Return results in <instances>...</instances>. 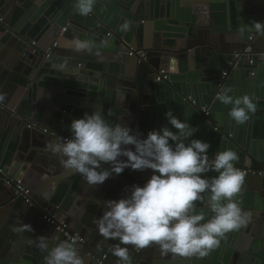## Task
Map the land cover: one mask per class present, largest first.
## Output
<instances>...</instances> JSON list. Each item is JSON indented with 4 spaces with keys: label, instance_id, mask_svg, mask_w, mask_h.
<instances>
[{
    "label": "water",
    "instance_id": "obj_1",
    "mask_svg": "<svg viewBox=\"0 0 264 264\" xmlns=\"http://www.w3.org/2000/svg\"><path fill=\"white\" fill-rule=\"evenodd\" d=\"M240 1L252 6L257 2L259 17L261 21L264 19V0ZM24 2L0 0V138H7L12 147L18 145V151L10 149L14 156L10 151L7 156V164L18 163V171L9 177L15 180L21 177L25 181L23 184L31 191L32 205L15 196L14 189L0 176V264H97L86 255L88 249L108 250V264H215L216 251L222 247L228 250L223 264H245L243 254L238 255L241 250L234 249V238L246 233L264 246V179L234 178L224 173L227 177H223L222 183L220 179L216 183L219 188L216 185L213 190L210 185L206 191H195L189 183L199 176L222 172H176L164 167L159 175L156 170L146 171L121 157L132 156L150 168L156 165L154 145L151 142L150 146L145 138L151 111L154 110L157 118L164 97V85L155 81L156 73L165 68L172 74L178 63L195 62L197 68L203 65V76L211 84L205 87L219 131L211 135L209 130L216 128L214 122L201 115L190 117L185 132L188 142L182 141L181 151L195 159L227 161L230 158L225 155L231 154L233 159L243 156L248 166L257 163L264 147L251 150L246 142L228 137L227 132L233 131L231 124L227 118L218 120L215 103L224 92L219 98L214 96L224 71H230L224 91H227V82L237 79L240 73H245L251 82L260 83L262 77L257 79L253 68L264 63V29L256 31L259 35L254 43L248 41L250 35L235 31L227 39L231 45L221 46L222 15L217 16L212 5L200 6L207 3L205 0L191 2L194 5L188 13L180 12L177 2L168 0H109L105 5L98 0H60L63 9L72 4L70 8L75 10L69 19L83 20L78 38L84 48L119 56L100 55L86 61L85 57L72 56L64 50L77 52L83 47H67L57 41L46 58L45 52L54 42L45 47L38 44L41 41L31 44L35 34L30 32L29 25L34 22L31 15L35 9H23ZM215 4L218 7L219 0ZM97 8H101L103 16ZM122 17L129 19L127 36H120L117 32L120 26H115ZM84 18L90 19L93 26L86 25ZM25 21L27 25L23 27ZM64 26L59 25L57 29L64 32ZM170 26H174L172 34ZM108 33L112 37H107ZM129 47L145 51V59L130 57ZM246 48H249L247 53ZM86 63L99 74L92 76L95 79L92 85L98 86L93 89L99 92L93 96L98 98L96 102L114 109L118 106L114 98L120 95L121 101L128 104L125 112L114 115L115 130L111 133L107 127L92 128L89 122L78 119L71 108L76 102L68 97L60 98L59 91L47 87L56 82L51 70L59 71L64 78L83 80L73 73L84 74L77 69L86 68ZM173 90L181 97L182 105L192 106L190 100L195 101V111L200 112L196 96L185 93L182 88ZM118 116L122 123L116 120ZM228 116L231 120L232 112ZM29 123L48 129L56 137L28 130ZM67 134L73 138L69 145L60 139ZM227 146L232 151L225 150ZM84 147L94 153L101 152L103 157L78 154ZM166 149L161 147L159 155ZM110 155L116 158L109 160ZM162 157L170 159L166 154ZM224 191L226 194L221 196L218 206L216 196ZM184 192L189 195L188 201L180 199L181 203L175 204ZM247 201L249 206L244 207ZM45 209L64 220L87 245L80 247L66 242L62 234L42 220ZM195 213L204 214L201 227L181 232L179 228L188 227L185 223ZM178 247L184 253L174 252V257L180 254L186 259L179 263L166 262L173 248Z\"/></svg>",
    "mask_w": 264,
    "mask_h": 264
},
{
    "label": "crops",
    "instance_id": "obj_2",
    "mask_svg": "<svg viewBox=\"0 0 264 264\" xmlns=\"http://www.w3.org/2000/svg\"><path fill=\"white\" fill-rule=\"evenodd\" d=\"M57 0H25L24 5H22V8L29 9L34 7L35 11L34 14L31 15L32 24L29 25L30 32H33L35 34V37L33 38L32 42H39L38 44L41 47H45V44H50L49 42L56 43L57 41L62 42L64 46L72 47V45H75L76 47L81 46V48L84 46L83 43L79 40L78 36L80 35V30L83 29L82 21H75L76 19H69L70 15L74 16V9L70 8L72 7V4H70V7H67V9H63L64 5L57 1ZM100 3H103L104 5L109 2V0H98ZM170 3L176 1L178 4V9L180 12L188 13L191 11V6L194 5L195 0H168ZM217 0H205L207 2L206 4L201 3L200 6L204 7L203 5H212L215 9V13H217L221 16V19L224 21V29L221 30L222 37H220L222 40L221 46H228L231 45L230 42L227 41L228 37L233 32L239 31L244 36L255 34V37L252 40V43H254L257 38L258 32H256L255 26L257 23L261 22V17H259V9L258 3L254 2L253 6L250 5L248 2L240 1V0H219V6L216 7ZM240 1V3H239ZM203 2V0H202ZM27 3V4H25ZM188 5L186 6V4ZM112 4V3H111ZM102 5V4H100ZM109 6H104L105 9H107ZM172 7V6H171ZM174 8V7H173ZM101 9V8H100ZM99 8H97V12H99L100 16L104 15V12L101 11ZM122 11V10H121ZM129 16V15H128ZM69 17V18H68ZM85 19V18H84ZM30 19H28L29 21ZM129 19L127 17H122L119 22L115 24V26H120V29L117 31L120 36L125 34L127 36L126 32L129 29ZM264 20V19H263ZM262 20V21H263ZM31 22V21H30ZM68 22L67 25H65ZM85 23L88 26H93V22L90 19H85ZM27 25V22L25 21L23 24V27ZM59 25L64 26L67 28L64 32H61L60 29H57ZM33 27V28H32ZM174 26H170V34L173 33ZM129 39V38H128ZM264 39V38H263ZM36 40V41H35ZM55 40V41H53ZM104 40V38H103ZM35 43V44H37ZM104 45L107 48V42L104 41ZM109 47H111V43L108 44ZM114 46V45H113ZM117 44H115L114 47H116ZM66 47V48H67ZM134 48V47H133ZM67 52L71 53L72 56L78 55L81 57H85V60L91 58V61H93L97 56L105 55L103 57L111 56L116 57L119 56L118 53L114 54H104L96 49H90L87 46L77 52L75 50H71L69 48L64 49ZM94 53V54H91ZM124 53V50H123ZM125 57V55H124ZM61 60V59H60ZM107 66L109 64L105 62ZM183 64H177L176 72L169 74V80L165 82L164 84L160 83L161 85H164L162 87V92L164 93L163 102L161 104L157 113V118L154 110L151 108V115L149 117L148 126H146L145 129V138L146 142L148 141V144L151 146L154 145V152L156 156V161L163 159V154H166L169 160H177L178 157L185 155L186 153H183L181 151V148L179 145H182L186 141V134L185 132L188 129L189 123H190V117L194 116L196 118L197 116H203L202 109L203 108H209L210 101L208 97V89L205 87L208 85V87L211 85L210 83H207L206 76H203V65H199V68H197V64L189 63L185 67ZM59 66V65H58ZM165 69V68H164ZM257 79L259 77H262L260 83L257 82H251L246 78L245 73H240L237 75V79L228 81L227 84V91H224L222 96L215 102L217 105V110L219 111L218 120L222 122L223 119H229V124H231V129L233 131H229L228 137L230 139H235L238 141L246 142L245 144L252 150L255 148H263L264 147V63H259L258 67L253 68ZM78 72H83L84 74H75V76L83 77V80H71L69 78H64L61 74L59 75V71H52L54 73H50L52 75V79H54L56 82L52 83L51 85H47L48 88L56 89L58 92L57 96L70 98L71 101L76 102L74 106H71L72 109H74L75 116L78 119H82L84 121H87L89 126L92 128L98 129L99 127L102 128H109L108 133H111L114 129V121L115 117L114 115L125 112V106H128V104L123 100L121 101L120 95L114 98V102L118 105L115 106V108L108 107L105 103H98L96 100L98 98L93 97L97 93L93 88H97V85H92L95 79L92 78V76H99L98 73H95L94 67L87 66L86 68L81 67L77 69ZM244 72V70H243ZM231 75V74H230ZM51 81H48V83ZM74 82V84H72ZM92 82V83H91ZM170 83V87L169 84ZM174 88H182L185 93H190L196 98H198V105L200 106V112L197 113L195 111L194 106L186 104H181V97L178 96L174 92ZM95 91V92H94ZM71 92V94H69ZM120 92V91H117ZM100 95H98L99 97ZM100 98V97H99ZM210 105V106H209ZM236 110V112L234 111ZM116 110V111H115ZM210 110V116L208 119L216 124V128L219 127V124L216 123V119L214 118V115ZM232 112L231 120L228 116V114ZM120 116V115H119ZM118 116V117H119ZM124 117V116H123ZM119 120L120 123L123 121L119 118L116 119ZM202 120V119H201ZM92 121V122H91ZM228 125V123H227ZM229 127V125H228ZM115 130V129H114ZM215 130V129H214ZM213 129L209 130V133L211 135L217 134L216 130ZM219 131V128H218ZM107 133V132H106ZM56 137V135H55ZM62 138H70L73 142V138L71 135H65ZM184 141V142H182ZM19 142V141H18ZM18 145H14L12 147L11 141L8 142L7 138H0V167L3 170L6 177L10 175H15L18 169L16 167L18 166V163L16 161H13L10 164H7V156L9 154V151L12 153V156H14V153L10 149H14V151H18ZM166 146V150L161 153L162 155H159V150H161V147ZM85 148V147H84ZM227 151H232L231 146H227V148H224ZM195 150V148H194ZM150 151V152H151ZM257 152V151H256ZM197 155V153L195 152ZM227 158V161L233 162L235 165L238 166H248L247 162L243 158V156L235 157L233 159L231 154L225 155ZM190 157V156H189ZM192 158V157H191ZM220 159V158H218ZM226 160V159H221ZM154 161V162H156ZM257 163H253L252 167H257L262 164H264V153L263 156H259V161H256ZM154 165V164H153ZM152 165V168H150L149 164H139L137 167L146 169V171H158V174L161 175L162 173H159L162 171L163 168H158L157 165ZM169 171V170H167ZM171 171V169H170ZM166 172L165 170L163 171ZM198 175V174H196ZM210 175V176H209ZM205 174L204 176H199L196 180L193 181L191 186L195 191H206L208 189V186L212 185L213 190L216 187L217 181L220 179L221 183L223 182V177H227L226 174L223 172L221 174ZM216 175V177H215ZM225 175V176H224ZM220 176V177H219ZM191 176H188L189 178ZM210 177V178H208ZM10 178V177H9ZM185 178V179H187ZM19 179L24 183L23 179L19 177ZM26 184V183H24ZM28 187V186H26ZM188 187V183H187ZM220 186L217 185V188ZM29 188V187H28ZM217 190V189H216ZM220 191V190H219ZM218 193V192H217ZM184 196H180L179 199H176L174 202L175 204H180V199H182L185 203L188 201L189 195L186 196V193L184 192ZM225 191L221 194L218 193L216 196V200H218V203H216L218 206H220V202L222 201V197L224 196ZM222 196V197H221ZM201 197V195H199ZM249 198V196H247ZM191 201V199H190ZM198 201V200H197ZM215 201V200H214ZM255 202H257V199H255ZM199 203V202H197ZM162 204H165L164 202ZM244 207L249 206V201L245 202ZM198 209V208H197ZM212 209L209 211L211 212ZM200 212V211H198ZM208 212V213H209ZM193 214V213H192ZM201 215H204L203 213H195L191 220L187 221L185 223V226H188L186 228H182L179 230L181 232H191L195 231L196 229L201 227L202 218ZM201 218V219H200ZM178 230V231H179ZM78 234V233H77ZM243 235L239 236L236 235L234 238V249L241 250L238 252H241L243 254V258H246L245 264H264V246L261 241H253V239L248 236L246 233H242ZM170 243V241H169ZM173 243V242H171ZM182 247L173 248L171 252V258H167L166 262H176L179 263L181 261H184L186 258L182 257L180 254L184 253ZM103 253H107L109 256L108 250L100 251ZM174 252H180L177 258L174 257ZM228 253V250L225 249V247L217 249L216 251V258H214L215 264H223L222 261H224V254ZM240 253V254H241ZM235 257L237 254H234ZM170 256V255H169ZM238 260V259H237ZM165 261V260H164ZM184 264V262H182ZM208 264V263H207Z\"/></svg>",
    "mask_w": 264,
    "mask_h": 264
},
{
    "label": "built area",
    "instance_id": "obj_3",
    "mask_svg": "<svg viewBox=\"0 0 264 264\" xmlns=\"http://www.w3.org/2000/svg\"><path fill=\"white\" fill-rule=\"evenodd\" d=\"M89 12V11H88ZM264 29V20L261 21L256 26V31H262ZM62 31H65V28L62 29ZM107 37H112L111 33L107 34ZM255 37V34H251L249 36L248 41L252 42L253 38ZM32 45H35V42H31ZM57 46V43H53V45L49 48H47L45 52V57L48 58L51 54L52 48H55ZM129 56L130 57H136L139 60H144L146 57V52L140 49H135L133 47H129ZM249 52V48H246L245 53ZM236 58L239 57V55L235 56ZM249 64H252V61H249ZM232 68H236L235 64H231ZM230 71H224L222 73L221 79L218 84V91L215 98H219L221 93L223 92V86L224 82L229 76ZM254 73H251L253 75ZM169 80V74L166 70L160 69L156 73L155 81L158 83H165ZM192 105H195V101L190 100ZM202 114L205 118H208L210 116V110L209 108H203ZM26 128L28 130L40 132L44 135H49L51 137H55L54 134H49L48 129L41 128L35 123H29L26 125ZM216 131H218V128H215ZM62 142L65 144H71L72 140L70 138H62ZM78 154H85L89 158H98L103 157V154L101 152H91L87 150L86 148L80 149L77 151ZM107 157V156H106ZM109 160H113L116 157L114 155H110L107 157ZM123 160L125 161H133L136 166L140 164V160L134 159L132 156H125L122 155ZM156 165L158 168H164L169 167L172 170L178 172V171H185V170H191V171H198L203 173H215V172H223V173H229L234 178H244V177H259L264 179V164L252 167V166H238L235 165L231 161L221 160L218 158L214 159H195L191 158L189 156L183 155L177 160H164L160 159L156 161ZM0 176H3V179L5 181V184L9 187H12L15 192V196L22 197L24 202L26 204L32 205L31 201V191L29 188H27L23 182L20 179H12L4 174L3 170L0 168ZM15 200V199H14ZM42 220L48 224L49 226L53 227L56 232L63 235V237L66 239V242L72 245H78L80 247L86 246V242L79 234L72 232L69 228V225L64 221L60 220L55 215L51 214L50 211L44 210L42 215ZM86 255L90 258H92L97 264H108V254L103 253L94 249H88L86 251Z\"/></svg>",
    "mask_w": 264,
    "mask_h": 264
}]
</instances>
